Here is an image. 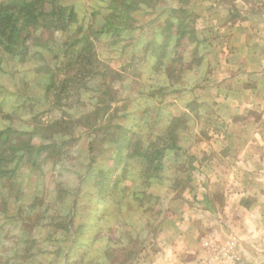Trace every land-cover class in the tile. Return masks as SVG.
Here are the masks:
<instances>
[{"label":"rangeland","instance_id":"1","mask_svg":"<svg viewBox=\"0 0 264 264\" xmlns=\"http://www.w3.org/2000/svg\"><path fill=\"white\" fill-rule=\"evenodd\" d=\"M59 1L74 7L86 28L101 26L112 13L113 0ZM121 1L116 0L118 9ZM133 1L131 27L95 40L100 70L84 81L81 95L70 98L72 107L55 108L53 95L46 97L44 69L35 71L60 66L75 27L47 33L50 52L33 47L37 55L26 63L2 62L0 130L30 133L44 125L40 133L47 135L56 121L69 116L81 121L73 131L61 127L76 139L60 155L45 152L37 168L22 163L15 176L0 180V264H151L175 220L185 214L191 223L196 220L197 211L183 204L193 203L196 190L210 195H197L194 202L207 199L217 217L227 215L225 190L237 182L227 175L244 164L235 155L225 158L241 147L217 142L220 93L226 94L221 90L231 80L217 75V63L238 33L236 26L264 22V0ZM179 3L188 14L172 12ZM175 18L185 22L183 37L178 27L165 30ZM126 137L138 143V154L133 156V146L120 149ZM24 140L47 144L36 135ZM159 145L166 147L163 157L155 154ZM198 232L203 242L216 238L224 244L216 226L208 223Z\"/></svg>","mask_w":264,"mask_h":264},{"label":"crops","instance_id":"2","mask_svg":"<svg viewBox=\"0 0 264 264\" xmlns=\"http://www.w3.org/2000/svg\"><path fill=\"white\" fill-rule=\"evenodd\" d=\"M238 28L229 50L224 48L223 59L217 63V66L220 63L217 75L231 79L230 86L221 90L226 94L220 93L223 102L217 107L216 116L223 118L218 119L217 137L221 141L217 142L225 144L227 140L230 148L241 147L238 153L230 150L225 158L235 155V162L245 165L243 170L233 168L227 175L228 179L237 181L225 190L223 209L227 215L217 217L216 207L209 205L207 199L194 202L200 199L197 195H210L206 189H201L205 192L196 190L193 203H183L197 211L196 220L191 223L190 215L186 214L175 220L151 264H203L209 254L204 245L207 241L203 242L206 239H202L203 232L198 229L202 230V225L208 223L216 226L217 232L220 230L218 236L223 239L219 241L235 243V251L243 264L264 263V22L236 26L235 30ZM240 119L242 123L238 126ZM232 127L238 129L235 140ZM198 214L206 218H199ZM224 226L232 231L221 230Z\"/></svg>","mask_w":264,"mask_h":264},{"label":"trees","instance_id":"3","mask_svg":"<svg viewBox=\"0 0 264 264\" xmlns=\"http://www.w3.org/2000/svg\"><path fill=\"white\" fill-rule=\"evenodd\" d=\"M121 9L116 0L110 2L108 9L112 11L105 17V22L97 27H88L78 24V16L74 7L67 6L59 0H22L12 3H0V72L6 70L2 66L6 59L14 60L18 64H23L33 59L31 50L33 47L45 48L48 52L50 48L46 45V34L53 32H65L75 27L74 34L64 44L63 59L60 66L52 68L49 64L44 68L36 69V73L40 74L43 71L46 73L47 82L45 85L46 97L53 95V105L55 108H63L71 106L70 98L86 89L82 86L87 78H94L100 70L99 65L94 60L95 40L103 36H119L125 30L131 27V16L137 3L133 0H122ZM120 3V2H119ZM172 12L178 13L180 16L188 14L186 7L178 4ZM191 15V14H189ZM178 19V18H175ZM173 27L180 29L181 36H185V22L180 18L176 23H170L166 31ZM194 33L192 28H188ZM193 34L189 37L192 41ZM49 42V41H48ZM161 50H165L166 45H160ZM83 87V88H82ZM86 91V90H85ZM67 101L66 104H63ZM72 107V106H71ZM83 119V117L81 118ZM80 118L69 116L68 120L61 119L54 122L47 128H51L52 134H42L41 131L46 130L44 125H40L35 132H17L11 129L0 130V180H5L15 176L21 166L25 164L30 168H37L36 160L43 154L60 155V151L71 141L76 138L71 132H66L61 127L64 125L70 126V131L75 130V126L80 125ZM61 128V129H60ZM14 131V132H12ZM68 133H71L70 135ZM36 135L42 138L47 144L36 145L30 141L24 140L25 136ZM63 134L69 135V138L58 137ZM18 138L16 142H12V136ZM56 138V139H55ZM131 137H126L120 144V149H128L133 146V156L138 154V143L131 144ZM149 148V147H148ZM156 155H161L166 147L157 146ZM141 153V152H140ZM146 154V153H145ZM144 155V154H143ZM154 161V160H153ZM151 160L150 163H153ZM159 166V164H158ZM102 179H105V174H102ZM109 187V186H108ZM111 191L108 196H114L116 189Z\"/></svg>","mask_w":264,"mask_h":264},{"label":"built area","instance_id":"4","mask_svg":"<svg viewBox=\"0 0 264 264\" xmlns=\"http://www.w3.org/2000/svg\"><path fill=\"white\" fill-rule=\"evenodd\" d=\"M204 245L209 255L203 264H242L233 241L217 244L213 240H207Z\"/></svg>","mask_w":264,"mask_h":264}]
</instances>
